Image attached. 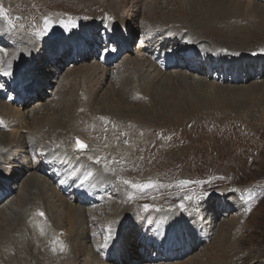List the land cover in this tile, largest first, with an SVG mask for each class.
<instances>
[{
	"label": "rangeland",
	"instance_id": "obj_1",
	"mask_svg": "<svg viewBox=\"0 0 264 264\" xmlns=\"http://www.w3.org/2000/svg\"><path fill=\"white\" fill-rule=\"evenodd\" d=\"M149 1L151 7H153L154 4L157 5L155 1ZM175 1L176 0H173L172 4V0H168V2L167 0H159V5L157 6L162 9L161 15L165 14L166 17H169L168 19L176 20L177 22L173 23V25L180 29V27H184L182 26L184 24L181 22H188L189 17L192 14V12H190L192 11L190 2L194 0H184L187 6L184 9L179 6L178 3H175ZM130 3V0H122L120 5L114 0H0V7H3L6 13V17H0V25L2 30L10 32L12 36L18 33V38L19 36L23 37L29 41L28 44L32 43L33 48L28 52L30 53L32 51V54L29 57L30 59H26L27 61H21L22 67L25 74L28 73L33 78L35 76L41 77L45 70L44 58L47 55L48 49L51 47L54 48L60 41H80V39H83V33L86 29H92L93 32L99 34L100 31L106 29L107 26L119 23V25L121 24L122 26L121 28H124L125 26L131 27L129 30L132 29L131 34L134 38L132 46H137L140 40H143L142 38L148 39L146 38L145 33L150 29V23L145 22L142 25L141 23H138L142 19L145 21L144 12L142 8L141 10H139V8H131ZM214 5L215 9L221 14V16L219 14V20H216L213 24V26L215 25L214 31L216 32H209L208 29H204L203 31L206 40L212 39L213 43L211 42L209 47L206 45L208 42L204 40H198L197 42L201 45L199 43L197 45L196 41L190 40L193 39L191 36L185 40L184 38H182L183 40L181 39V35H179L180 37L178 36L175 38H171V36L166 37L164 36V30H157L158 23L152 24L157 30H155V33H157L154 34V36H156L155 39H157L156 43L163 46L162 51L165 50L164 52L167 55H169V52L173 54L174 60L178 63L182 60L181 64L187 61L186 57H189L190 60L188 61L197 64L195 67L198 68V72L184 71L185 74H183L176 69L174 77L182 76L187 78H177L175 82H181L178 85V88L175 90L172 86L168 87L166 96L162 97L159 101L152 100V102H148L149 98H145L144 101L147 103V113L144 115L141 108L139 109L137 106H132L134 104L127 103L129 107L124 109V104L114 99H111L110 103H108V110L110 111V109H114L117 114L104 112V109L102 110L100 107L101 104L97 103L92 105V96H95V99H98V96L103 94L105 89L108 88V85H110L109 80L103 82L96 92H94V90L89 92L88 89H86L87 87L83 85L84 82L74 85L71 81L74 80L78 82L81 78V75L77 71L79 69L78 67L83 64L79 61L81 58L79 56L81 52H83V49H80V46L77 52L71 54L73 46L67 42V45H60L61 48L59 47L56 50L64 51L65 49L68 55L67 58L65 57L66 62H64L63 65L61 63L57 65L62 66L61 70L56 74L59 77L58 80L55 77V74H53L47 79L49 84H46L44 85L46 87H43L44 91H48L45 95L49 96L50 99L44 114L48 113L50 115L49 117L52 118L51 110L57 109V112L54 114L57 115L60 114V111L64 112L63 110H65L66 105H69V107L67 106L69 108V113L67 115L70 116V119L65 117L60 118L59 121H62L66 125L61 122V124H63V131L57 130V132H55L58 134L55 136L57 138L59 137V139H56L57 142L47 135V128L46 130L43 129L46 136L44 139L34 137L32 132L26 133L23 131L20 134L34 138L35 143L33 147L29 149V153L31 151V160L33 162L36 161L39 164H44L49 156H54L56 148L62 146H65L64 148H66L68 139L70 144L75 146V139L81 137V140L87 145L84 152L91 149L90 146L93 141H97V146L100 147L121 148L118 156L115 155L112 157L105 155L103 158L101 157L102 159L96 158L99 159L98 164L103 166V169L108 171L109 168L110 170L108 172L114 174L113 180L109 182L106 187L104 183H101L99 185V190L94 192L95 194H99V196L106 195V197H108L106 204H104L107 210L103 204L98 202L95 204L94 208L96 209L94 210L93 208L92 211H89V217L91 220L85 219V223L82 224L86 227L85 234L75 243L78 246L83 245V247L85 244H92L94 247L97 246L96 251H99L97 253H100L98 254V257H100L105 250L110 251L108 244L111 243L113 237V235H111L110 239H106L109 235L107 228L109 226L108 219L110 218L106 214H109L111 211L108 203L111 202L113 205L120 206V203L123 202L125 208H127L128 205L134 206L139 211L136 216L134 215V218L139 216V219H142L141 215L146 218L154 215L151 214L153 212L157 213L166 210H178L185 215L186 219H192V222L199 224V226L196 227L198 229L201 227L207 234L203 244L199 245V249H195L192 252L189 250L190 252L187 257L186 255H182L181 249H178L175 254L178 258L173 260L170 258L169 254H171L174 249L169 250V248H164L165 250L171 251L167 254L169 256H166V253H164V250L162 249L163 246H160L162 248H158V250L155 247L150 249L146 246V248H144L146 241L143 242L139 236L143 234V231L144 234L147 235H150L153 231L150 225L145 224L143 229L139 226L137 227V236H135V232H132V236L127 238L131 240L132 243L143 244L144 251L141 249V246L138 250L137 248L134 249L135 255L137 256H134V259L140 261L141 264H148L147 260L149 257L151 262L170 258L171 260L166 261L173 260V262L178 261V263H180L185 262L187 259H191V261H193V259H200V264H211V260L208 256L210 249L216 254H223L226 264H264V73L261 74V69L263 67L252 66L250 68V66H247L245 68L244 66L239 65V74L243 73L242 75H248L250 69L251 72H253V76L248 75L250 78L245 79L243 82H240L239 78L232 77L234 76L233 73H231L230 77L224 76L227 77V79L231 78L227 81H224V79L220 77V75H226L225 69L229 71V67L232 65L235 56L239 57V59H243L244 56L250 54V57L254 59L264 58V1L214 0ZM118 10L124 15L118 14ZM122 10H125V12ZM186 12H188V15ZM46 17L54 22L53 27L43 36L37 35L38 31L44 30V19ZM153 17L154 19L152 22L156 21L155 17L157 16ZM221 17L223 18V21H221ZM61 20L65 22L72 21L75 26L72 27L71 30H65V28L59 23ZM205 20L212 21L210 18ZM9 21H11V24ZM109 23L110 25H108ZM200 23L202 24V22ZM200 23L198 24L199 31H201ZM143 25L145 27L144 30L142 28ZM161 32L163 33V36H161ZM230 32L233 33L231 36L232 38L229 37L231 34ZM219 33H222L223 36ZM9 40L10 39H8V41ZM11 41L12 40H10V42ZM14 42L17 44V41L14 40ZM186 42L187 44H185ZM19 43L20 42L17 44L18 47H20ZM92 43L93 40H88V44L82 47L85 50L89 49V53H91L93 47ZM241 44H251L249 45L251 49L247 50L243 48L238 50L237 48ZM7 47L8 45L6 46L4 44V47H2L0 44V48L2 49H0V69H5L4 62L6 59L2 57L3 52L12 49ZM27 47H30V45ZM136 50H134L135 53L137 52ZM135 53L133 52L132 54L135 55ZM200 53H204V59L202 61L198 59V56H200L199 58L201 59L203 58V55ZM96 55L97 54L94 53V59ZM221 55H226L228 58V65L225 69L223 68L222 63L226 65V61L222 59ZM122 57L123 56H120V60L124 62V57ZM216 57H219L220 59H217ZM120 60L118 59L117 61L121 62ZM209 60L210 63L202 65V63H207ZM117 61L116 63H118ZM73 63H75V66H72ZM216 67L220 70V73ZM257 68H259V70ZM109 70H112V65L109 67ZM135 73H137V77H139L140 72L138 69H135L132 73H125V76H123L125 79L121 78L123 81L127 82L126 85H124L126 86L128 96L131 92L132 96H136L137 93L143 95L142 93L137 92L136 84L141 79L138 80V78L135 77ZM192 75L196 80L201 79L210 83L214 82V86L218 83V85L221 86L231 85L234 88H232L233 90L226 88L228 89L226 91L212 92V94H209L207 93V89H209V91L212 89L207 88L204 84V86L200 83L199 85V81L197 83L196 81L194 82ZM216 75H218V77ZM189 77H191V79ZM145 79L143 78V81L146 82L143 85L145 88L146 86L149 87L151 84L159 83L157 78L151 80L148 77ZM128 80H130V82ZM8 81V78L0 77V85H3V89L0 90V99L16 108L22 109L24 102L22 101V96L24 97L27 94L23 93V95L19 97L20 92H14L10 89V83ZM60 82L62 83L60 84ZM254 82H257L259 86L256 83L252 84ZM30 83L34 82L29 81L26 85ZM116 84L118 85V83ZM130 85L132 87L131 89ZM33 88H35V86H33ZM181 89L185 90L182 91ZM56 90L59 91L58 95L56 94ZM28 95L34 96L35 93L29 92ZM73 96L74 98L70 100ZM31 107L32 106H29L27 108V111H30L28 116L30 119L27 117L26 123L35 128V126L38 125L33 120L34 115H32L33 112ZM87 107L91 108L84 111ZM123 114L127 116H122ZM136 114H139V116ZM43 117L45 118L46 116ZM73 122L75 124V129H70L69 126L73 124ZM33 123L35 126L32 125ZM51 126L54 127L53 125ZM91 127L94 128V133H92L93 130H91ZM95 129L97 131H95ZM1 130L10 132L11 128L2 124ZM37 133L38 136L42 134L41 132ZM60 133L67 134L66 136L68 139L62 140V135ZM58 140L60 141V144H56L59 143ZM20 146L21 145H17L15 148L20 150ZM42 146L47 147L45 152L40 151ZM64 148L61 149L67 151V149ZM97 149L99 148L95 147L93 151ZM96 159L93 161L96 162ZM50 170L51 169H45L47 172H50ZM63 170L64 169H62L61 172ZM52 174L57 175L58 172ZM44 175L47 177L46 173H39L37 179L41 180ZM62 175L64 176L65 174L63 173ZM67 180H69V177ZM125 180L130 183H123ZM184 180H187L190 183L181 184L180 182ZM55 183L56 182H54V184ZM132 183H151L153 187L146 190H139L132 188ZM39 184L40 183L35 184L36 189L38 188L37 191L39 193H43L44 191ZM55 185H57V183ZM57 189H59V191H57L58 193L62 192L58 185ZM223 193H229V198L231 200L227 197L225 198L229 199L230 202L228 201V203L230 205L235 204L234 207H232L233 210L224 207L221 203ZM193 194L199 198L184 199L185 197L193 196ZM127 195H130L131 199H129L126 204L124 200H126L125 197ZM5 196L6 195L2 194V197ZM214 196H217V200H215L217 203L211 202ZM181 202H183V207H181ZM141 204H143V206ZM145 204L151 205L152 207L148 211H145ZM96 210L97 213H95V215H98L97 217L100 219L99 222H97V218L91 214ZM200 211L202 213L198 215ZM111 212L114 213L113 211ZM40 213L41 212H39V215ZM46 221L48 225L52 226L53 222H51V219H47ZM78 222L79 221L77 220L78 225L81 224ZM219 222L224 225L217 229ZM62 223L68 228V224L65 220ZM227 223L229 224L227 225L228 230L225 229V224ZM0 224L1 227L3 222L0 221ZM130 226H127V228ZM193 226L187 228L188 234L191 233V235H193L196 233L195 235H199V230L197 229L193 231L194 228L196 229V227ZM80 228L81 226H79L78 229ZM127 228L126 226L123 227L122 231L125 232L128 230ZM53 230H57L56 227H54ZM57 231L60 232H58L59 235L57 238L54 239L55 242L57 241L63 245H66L67 242V244H70V240L66 241L67 239L64 237V239H61L63 231ZM87 232L88 235L92 234L91 242L85 241L88 236ZM224 234L225 237L222 239L221 237H223ZM82 237L85 238L83 239ZM225 241L227 245L224 244ZM220 245L222 248H220ZM217 248L219 249L216 250ZM71 252L73 253V256L70 259L78 258L77 260L80 261L81 258L86 256L83 255V252L77 253L74 249ZM161 253L162 255H160ZM68 254L69 253L65 252L63 258H69ZM129 254L130 253H127V256ZM181 255L183 257L182 259L179 257ZM152 256L154 257L152 258Z\"/></svg>",
	"mask_w": 264,
	"mask_h": 264
},
{
	"label": "bare ground",
	"instance_id": "obj_2",
	"mask_svg": "<svg viewBox=\"0 0 264 264\" xmlns=\"http://www.w3.org/2000/svg\"><path fill=\"white\" fill-rule=\"evenodd\" d=\"M114 1H117L118 5H120V2H122V0H114ZM153 1H155V3L157 5H159V0H153ZM176 1H175V3H178L179 6H181L183 9L185 7H187L186 2L184 0H179L177 2ZM130 2H131L130 3L131 8L132 7H133V9L139 8V10H141V8H142V10L144 12V15H145L144 20L145 21H143V19H142L138 23H141V25L144 24L145 22L150 23L149 24L150 29L147 31L145 30L146 33L144 32L146 34V38H148V39L142 38L143 40H140V42L138 41L139 43L137 46L136 45L132 46L134 38H133V35L131 34L132 29L129 30V28H131V27L130 26L124 27V25H123L124 28H121L122 26H121V24L119 25V23H116V24L114 23L115 25H110V23H109L108 25H110V26H107V24H106L107 28L104 29L103 31H100L99 34H96L95 32H93L92 29H86V31L83 33V39H80V41H78V42L60 41L59 43H57V45L54 48L51 47L48 49L47 55L44 58L45 70L43 71L41 77L35 76L33 78L30 76V74H28V73L25 74L23 67H22L21 61H25L26 59H28V60L30 59L29 57L31 56L32 51L30 53H28V52L30 50H32V48H33L32 43L28 44L29 41L24 39L23 37L19 36V38H18V33L16 34L17 36L15 34L12 36L10 32H6V31L2 30L1 25H0V44H1V46L4 47V44H5L6 46L8 45L9 48H12L11 50H8L7 52L4 51L3 56H2L3 58L6 59L4 62L5 64L3 63L5 65V69L4 68L3 69L4 70H10L12 72V75L4 76V75L0 74V77H5V78L9 79V81H8L10 83L9 88L12 89L14 92L15 91L20 92L19 97H21V95H23V93L27 94L24 97L22 96V101H24L22 109L16 108V107L6 103L2 99H0V194H1V196H0V221L3 222L2 226L0 227V264H71V263H73V264L74 263H77V264H79V263H81V264H141L140 261L134 259L135 257H137L135 255L134 249L137 248V250H138L140 246H141V249H143V251H144V248H146V246H148L149 248L155 247L156 249H158L157 246L159 247V245L163 246L165 249H168V248L171 249V248L175 247L174 248L175 254H176L178 249H181L182 255H186V257H187L188 253L190 252L189 250H191V252H192L195 249H199L200 248L199 245L203 244V242H204V239L207 235L206 232H204V230H202L201 227H199V229H198L197 227L199 226V224H197L196 222H192V219H186L185 215L183 213L179 212L178 210H172V211L166 210L164 212H157V213L153 212L151 214H154V215L148 216L147 218L145 216L143 217L141 215L142 219H139V216L134 218V215L136 216V214H138V212H139L134 206L128 205L127 208H125L124 207L125 204L123 202L120 203V206H117L115 204L113 205L110 202V203H108V206H110L109 208L111 209V211L114 212V213H112L110 211L109 214H106L110 217L109 218L106 216L107 218H109L108 224H109V226H111V229H112L111 235H113L111 243L108 244V248L110 249V251L105 250L102 253V255H100V257H98V254H100V253H97L99 251H96L97 246L94 247V245H92V244H90V245L85 244L84 247H83V245L78 246L75 243L78 242L79 239L81 238V236H83L85 234V229H86V227H84L82 224L85 223V219L91 220V218L89 217L90 216L89 211L93 210V208L95 207V204L97 202L100 204H103V205L106 204V200L108 198V197H106V195L99 196V194H95L94 192L99 190V185L101 183H104L105 187H106L109 184V182H111L114 178V174L108 172L110 170L109 168L107 171L106 169H103V166L99 165L98 163H96L93 160L96 158H101V157L103 158V156H105V155L112 156V157L115 155L118 156L121 148L117 147L118 148L117 149V148L111 147V146H110L111 148H104V147L97 146V141L96 142L93 141V142H91V146H90L91 149L88 150L87 152H84V150H78V149H76V147L73 144H70L69 139L66 136L67 134L65 135V133H60L63 137V138L61 137L62 140L68 139L67 143H66V148H64L65 146L64 147L62 146L60 148H56L54 151V156H51V157L47 156L48 158H47L46 162L44 164L43 163L39 164L36 161L33 162L31 160V154H30L31 151L29 153V149L31 147H33V145L35 143L34 138L31 136L27 137L25 135H24L25 136L24 137L22 134H20L23 131H25L26 133L32 132L34 137L39 138V139H44V138H46V136H45L43 129L46 130V128H47V135L51 139L56 140V139H59V137L57 138L55 136V135H58L55 132H57V130L63 131L62 126L64 123L62 121H59L60 118L65 117V118L70 119V116L67 115L69 113V108H68L69 105H66L65 110H63L64 112L60 111V114H57V115H54L55 112H57V109L51 110L52 111V113H51L52 118L49 117L50 115L48 113L44 114V112L46 111V106H48L50 99H49V96L45 95V94H47L48 91L43 90V87H46L44 85L49 84L47 82V79L51 75L55 74V77L58 80L59 77L56 74L59 70H61L62 66H57V65L59 63H61L63 65L64 62H66L65 57L67 58L68 54H67L65 49H64V51H61V50L56 51V50L59 47L61 48L62 45H64V46L67 45V42H68V44H71L73 46V48H72L73 52L71 54L78 51L80 46H81L80 49H83V52H81V54L79 56V57H81L79 61L83 64L78 67L79 69L77 68L78 71L76 69V71L81 75V78L78 82L72 80L71 82L74 85L81 84V82H84L83 85H85L87 87V88L86 87L85 88L88 89L89 92H91L93 90H94V92H96V91H98L99 87L101 86V84L103 82L109 80L110 85H108V88L105 89L104 93L100 94L98 96V99H95V96L94 97L92 96V100H91L92 105L97 104V103L101 104L100 107L102 108V110L104 109V112H107V113L117 114V112L114 109H110V111L108 110L109 109L108 103H110L111 99H114V100L124 104L123 105L124 109H127L129 107L127 105V103L128 104H134L132 106H137V107H139V109L141 108V110L143 111V115H144L147 113V109H146L147 103H145V101H144L145 98H149L148 102H152V100L153 101H159L162 97L166 96V92H167L168 87L172 86L175 90L178 88V85L181 82L179 80H178L179 82H175L177 78H179V79L187 78V77H182V76L181 77H174V73H175L176 69L179 70L180 72H182L183 74H185L184 71L198 72V68L195 67L197 64L192 63L191 61H188V60H190L189 57H186L187 61L185 63L181 64L182 60L178 63L174 60L173 54H171L169 52V55H167L164 52L165 50L162 51L163 46L158 45L156 43L157 39H155L156 36H154V34H156L157 32L155 33L156 28L152 24L158 23L157 30L158 31L164 30V32H165L164 36H166V37L171 36V38H175V37H178L179 35H181L182 36L181 39L184 38V40H185L189 36H191L193 39H190V40L196 41V42L198 40L199 41L204 40V41L208 42V43H206V45H208V47H209L211 45L212 39L206 40V38H205L206 36H204L203 31H204V29H208L209 32H216V31H214L215 25L213 26V24L216 20L218 21L219 17L221 16V14L218 13L217 10L215 9L214 0H203V1L194 0V1H191L190 7H191L192 11H190V12H192V14L189 17L188 22L187 21L181 22L184 24V25H182L184 27H180V29L173 25V23L177 22L176 20L168 19L169 17H166L165 14H164L165 16L161 15V12H162L161 7H159L155 4L153 7H151V3H149L150 2L149 0H136V1L130 0ZM167 2H168V0H167ZM160 3H161V1H160ZM217 3H219V2H217ZM241 3H243V2H241ZM162 4H163V1H162ZM172 4H173V0H172ZM188 4H189V2H188ZM223 5H224V3H223ZM164 6H165V3H164ZM167 6H170V5H167ZM173 7H175V6H173ZM177 8H179V7H177ZM122 11L125 12V10H122ZM186 13L188 15V12H186ZM118 14L121 15L123 13H121V11H119ZM127 14H128V12H127ZM177 14H178V12H177ZM219 14H220V16H218ZM152 15L157 16V17H155L156 21H154V22H152V20L154 19V17ZM126 16H128V15H126ZM224 17H226V16H224ZM186 18H188V17H186ZM208 18L212 19V21H206L205 20ZM132 19H133V17H132ZM201 20H205V21H201ZM224 20H226V19H224ZM136 21H137V19H136ZM136 21H135V23H136ZM221 21H223L222 17H221ZM200 22H202V24ZM187 23H189L190 25ZM199 23L201 24V28H200L201 31L198 30V28H199L198 24ZM142 28L144 30V28H145L144 25L142 26ZM220 29H221V27H220ZM143 30H142V32H143ZM218 30H217V32H218ZM222 33H219V34L222 35ZM227 33H229V32H227ZM232 34L233 33H231L229 35V37H231ZM98 35H99V37H98ZM226 35H228V34H226ZM161 36H163V33ZM7 37H8V39H10L12 41L11 42H10V40L8 41ZM111 39L115 42V44H117V43H119V44L115 45V46L112 44L110 45L109 40H111ZM176 39H178V38H176ZM14 40L17 41V44H18V42H20L19 43L20 47H18V45L14 42ZM88 40H93V43H92L93 47H92L91 53H89V49L85 50L82 47V46H85L88 44ZM218 42H217V44H218ZM198 43L199 42H197V45H198ZM225 43H226V41H225ZM185 44H187V42ZM194 44H193V46H194ZM29 45H30V47H27ZM249 45H251V44H247V45L241 44V45H239V47L237 49L238 50L243 49V48H245L247 50L251 49ZM221 46H223V45H221ZM243 46H246V47H243ZM226 47H227V45H226ZM201 48H202V46H201ZM105 49H109V50L105 51ZM164 49H165V47H164ZM178 49H181V48H178ZM232 49H233V47H232ZM134 50H136L137 52L135 53ZM231 51H233V50H231ZM133 52L135 53V55L132 54ZM234 52H235V50H234ZM43 53H44V51H43ZM94 53H97L95 59H98V60L94 59ZM181 53H180V55H181ZM200 54L203 55L204 53L203 54L200 53ZM251 55H253V54H251ZM120 56L124 57V60H123L124 62H122L120 60ZM199 57L200 56H198V59L201 61L204 59V55H203L202 59ZM221 57L223 60L226 61V65H224L222 63V66L225 69L228 65V58L226 57V55H223V56L221 55ZM216 58L218 59L219 57H216ZM118 59L121 62H118L117 61ZM162 60L163 61L166 60L167 62H165L163 64V63H161ZM233 60H234L233 62L230 60L232 62V65H230L229 71L225 69L226 75H220V77L223 78L224 81L231 79V78L227 79V77H224V76L230 77L231 73H233V75H234L232 77H236L237 79L239 78L240 82H243L245 79L250 78L249 76H253V72H251V69L248 72L249 76L248 75H242L243 73L239 74V71H238L239 65H242L245 68L247 66L248 67L250 66V68L252 66H259L260 68L263 67L261 69V74L264 73V58H255L254 59V58H251L250 54H249L248 56L247 55L244 56L243 59H239V57L235 56V58ZM116 61L118 63H116ZM239 61H241V62H239ZM26 63H24V64H26ZM110 65H112L111 71L109 70ZM25 66H27V65H25ZM72 66H75V63H73ZM32 67H34V66H32ZM135 69H138V71L140 72V74L138 73L140 78L137 77V73H135V75H136L135 77H137L138 80L141 79L136 84V86H137L136 89H137V92H140L143 95L137 93L136 96H132L131 95L132 92L130 93L128 91L130 93L128 96V94L126 92L127 89L125 86L127 82L123 81L122 79H125L123 77V76H125V73H127V72L132 73V71ZM257 69L259 70V68H257ZM177 74H178V72H177ZM148 77L151 80H153V78H157L159 83H154L153 85L151 84L149 87L146 86V88L143 87V85L146 83L145 81H143V78L145 79ZM189 78L191 79V77H189ZM120 80H122V81H120ZM29 81H33L34 83H30V84L26 85ZM128 81L130 82V80H128ZM193 81L194 82L196 81V83L199 81L198 84L200 83L202 86L205 85V86H207V88H211L212 89L211 91H209V89L206 88L208 90L207 93H209V94H212V92H223V91L228 90L229 88H230L229 90L234 88L231 85L221 86V85H218V83H217V85L214 86V84H213L214 82L210 83L207 81H203L201 79L196 80L194 76H193ZM183 82L186 83L185 81H183ZM61 83L62 82H60V84ZM116 83H118V85ZM232 83H234V82H232ZM255 83L259 86V84L257 82H254L252 84H255ZM33 86H35V88H33ZM263 86H264V84H263ZM131 88L132 87L130 85V89ZM226 88H228V89H226ZM2 89L3 88L0 87V90H2ZM128 89H129V87H128ZM179 89H180V87H179ZM57 90H56V94L58 95L59 91H57ZM183 90H185V89H183ZM29 92L35 93V95L29 96L28 95ZM51 94H52V92H51ZM124 95H125V97H124ZM0 96H1V93H0ZM122 96H123V98H122ZM134 97H139L142 99L134 98ZM73 98H74V96L71 97L70 100H72ZM67 100H69V99H67ZM29 106H32L31 107L32 112H33L32 115H34L33 120L38 125V126H35L33 123L32 125H34L35 128H33L32 126H30L26 123V119L30 113V111H27V108ZM90 108L91 107H87L84 111H87ZM130 108H131V106H130ZM39 111H41V112H39ZM124 115L125 114H123L122 116H124ZM136 115L139 116V114H136ZM43 116H46V117L44 118ZM125 116H127V115H125ZM146 117H148V116H146ZM40 122H42V123H40ZM61 122L63 124H61ZM2 124L11 128L10 132H5L4 130H1ZM76 124H78V123H76ZM51 125H53L54 127H52ZM64 125H66V124H64ZM58 127H60V128H58ZM69 128L75 129L74 122H73V124H71L69 126ZM93 129L94 128L91 127V130H93ZM68 131H69V129H68ZM95 131H97V130L95 129ZM37 132H41L42 134L40 136H38ZM92 133H94V130ZM64 137H67V138H64ZM72 138H73V136H72ZM79 139L81 140V137ZM53 140H52V142H53ZM81 141H83V140H81ZM56 142H57V140H56ZM56 144H60V141H59V143H56ZM17 145H21L20 150H17L15 148ZM51 146H50V148H51ZM95 147H98L99 149L93 151L95 149ZM61 148L67 149V151H63ZM46 150H47V147H45V146H42V148L40 149L41 152H45ZM107 165H108V163H107ZM45 169H51V171L48 172L51 175L49 174V175H47V177L44 175V177H42L41 180H38L37 176H39V173H41V172L44 174L46 172ZM62 169H64V170L61 172ZM54 172H58V174L53 175L52 173H54ZM87 172H91L92 175L88 179H85L84 177H85V174ZM63 173L65 174L64 176L62 175ZM68 177H69V180H67ZM53 181L57 183V185L60 187L62 192H59V193L57 192V191H59V189H57V185H55L56 183L54 184ZM18 182H20V183H18ZM36 183H40L39 185H41L40 187H42V189L44 191L43 193H39L37 191L38 188L36 189V186H35ZM12 191H14V192H12ZM2 194L6 195V196L2 197ZM222 196H223V198L221 199L222 200L221 203L224 205V207H228L229 209H232V207H234L235 204L232 203L234 205H230L228 203V201L230 199L229 193L228 194L223 193ZM225 197H227L229 199H227ZM125 198H126V200H124V202L127 204L128 200L131 199V196L127 195ZM38 199H41V200H38ZM215 200H217V196H214L212 201L210 198V201L212 203H217V201H215ZM36 202H38V203H36ZM89 203H91V204H89ZM87 204L90 207H88ZM218 204H220V203H218ZM141 205L143 206V204H141ZM104 207L107 210L105 205H104ZM95 209L96 208H94V210ZM39 212H43L44 215L43 216L39 215ZM95 213H97V210L93 211L91 214L94 217H96L97 222H99L100 219H99V217H97L98 215L97 216L95 215ZM196 213H198V212H196ZM200 213H202V212L200 211L198 213V215ZM209 214H210V212H209ZM47 219L52 220L51 221V222H53L52 226L47 224V221H46ZM64 220L68 224V228H66L63 225L62 222H64ZM77 220L81 224L78 225ZM143 223H144V225H143ZM145 224L150 225L152 227L153 233H151L150 235H147V234H144V231H143V234H141V236H139L143 240V242L146 241V244H144V248H143V244L141 245V244L132 243L131 240H129L127 237L132 236V234H131L132 232H135L136 233L135 236H137V232H138L137 227L140 226L141 229H143ZM134 225H136V226H134ZM222 225H224V224L219 222L217 225V229L221 228ZM227 225H229V224L228 223L225 224V226H226L225 229H227ZM79 226H81L80 229H78ZM125 226H126V228H127V226H130V227L127 228L128 230L123 229V230H126L124 232V231H122V228ZM191 226H193V227L197 226L196 229L194 228L193 231L198 229L199 235H195L196 233L193 235H191V233L188 234L187 228L191 227ZM54 227H56L57 230L63 231L62 235L60 234L61 239L64 237L67 239L66 241L70 240L69 241L70 244H67L68 242L67 243L65 242L66 245H63L57 241L56 242L58 244L55 242L54 239L57 238V236L59 235L58 232H60V231L53 230ZM129 228H132V229H129ZM234 228H235V226H234ZM53 232L55 233V235ZM89 234H91V233H89ZM87 235H88V232H87ZM91 235H88L86 237L85 241L91 242L92 241ZM224 237H225V234L221 238L224 239ZM147 240H149V241H147ZM78 244H80V243H78ZM224 244H226V241L224 242ZM159 248H162V247H159ZM220 248H222V246ZM73 249L77 253L83 252V255H86V256H84L81 259L79 258L80 261L77 260L78 258L77 259H75V258L70 259L73 256V253L71 252V251H73ZM218 249L219 248H217L216 250H218ZM65 252L69 253L68 254L69 258H65V259L63 258V254ZM127 253H130V254L127 256ZM160 255H162V253ZM182 255L179 256L181 259L183 258ZM167 256H169V255H167ZM208 256L211 260V264H226L223 254H216L215 252L211 251V249H210V253L208 254ZM153 257L154 256H152V258ZM149 258L147 260L148 264H200V262H201L200 259H196V260L193 259V261H191V259H187L185 262H180V263H178V261L173 262V260L178 258V257H176V255L175 256L171 255V258L173 259L172 261H166V260H171V259L165 258L164 260L159 259L157 261L151 262V260H149Z\"/></svg>",
	"mask_w": 264,
	"mask_h": 264
},
{
	"label": "snow or ice",
	"instance_id": "obj_3",
	"mask_svg": "<svg viewBox=\"0 0 264 264\" xmlns=\"http://www.w3.org/2000/svg\"><path fill=\"white\" fill-rule=\"evenodd\" d=\"M0 17H6V13H5L3 7H0ZM9 23L11 24V21H9ZM59 23L61 24L62 27L65 28V30H71V28L75 26L72 21L65 22V21L61 20ZM53 24H54V22L49 20L46 17L44 19V30L43 31H38L37 35H40V36L45 35L53 27ZM108 50L109 49H105V51H108ZM0 74H2L4 76H10V75H12V72L10 70L0 69ZM0 87H3V85H0ZM75 147L78 150H84V149L87 148V145L83 141H81L79 138H77ZM96 163H99V159H97ZM91 175H92L91 172H87L85 174L84 178L88 179ZM123 183L129 184L130 182L125 180V181H123ZM180 183L181 184H188L190 182L187 181V180H184V181H181ZM131 187L135 188V189H139V190H146V189L152 188L153 185L151 183H142V184L132 183ZM193 198H197L198 199L199 197L196 196L195 194H193V196H188V197H185L184 199H193ZM183 206H184L183 202H181V207H183ZM151 207H152L151 205L145 204L144 205V210L148 211ZM40 215L43 216L44 213L41 212ZM107 231H108L109 235L106 237V239H110L111 238V233H112L111 226H108ZM105 246H107V245H105Z\"/></svg>",
	"mask_w": 264,
	"mask_h": 264
}]
</instances>
